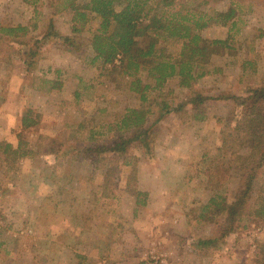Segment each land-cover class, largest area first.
Returning a JSON list of instances; mask_svg holds the SVG:
<instances>
[{
    "label": "rangeland",
    "instance_id": "rangeland-1",
    "mask_svg": "<svg viewBox=\"0 0 264 264\" xmlns=\"http://www.w3.org/2000/svg\"><path fill=\"white\" fill-rule=\"evenodd\" d=\"M230 4L233 25L210 22L201 30L209 39L232 37V50L211 56L213 72L190 88L171 77L141 101L102 74L99 62L90 63L84 37L97 19L73 35L76 51L70 52L62 37L72 35L71 13L60 0H0V26L26 25L31 37L27 45L0 51V141L21 139L38 151L6 173L0 169V264H161L162 258L264 264V219L247 221L216 250L194 244L209 235L208 226L186 222V213L193 208L198 214L213 193L206 171L221 158L222 132L232 122L235 104L228 97L243 96L264 79V0H208L194 7L212 13ZM30 47L38 54L26 71ZM140 75L143 84H154L146 72ZM190 97L202 100L186 103L180 115L172 110ZM126 107L148 111L155 137L150 155L133 145L122 157L76 155L84 147L80 123L112 122ZM195 112L201 117L193 118ZM22 117L30 127L22 126ZM225 167L218 191L231 202L239 170L230 160ZM178 221L183 235L172 230Z\"/></svg>",
    "mask_w": 264,
    "mask_h": 264
},
{
    "label": "trees",
    "instance_id": "trees-1",
    "mask_svg": "<svg viewBox=\"0 0 264 264\" xmlns=\"http://www.w3.org/2000/svg\"><path fill=\"white\" fill-rule=\"evenodd\" d=\"M36 1L26 0L30 4ZM60 3L71 13L72 35L62 37L66 49L75 52L74 36L85 30L89 21L97 19L90 36L84 37V46L91 54L90 63L99 62L102 74L137 93L141 101L146 100L148 89L163 86L171 77H176L182 87H192L197 79L213 72L208 67L213 54L233 49L230 34L224 39H209L201 34L210 22L225 25L231 21L233 25L236 9L231 4L223 11L208 13L194 7L206 5L208 0H60ZM28 34L26 25L0 26V51L15 49L14 43L27 45L31 40ZM35 43L36 40L34 46ZM37 54L30 47L28 59H24L26 71L33 69ZM141 72H146L154 84H143ZM228 98L235 104L232 122L222 132L217 156L221 158L213 170L206 171L213 193L200 205L198 214L193 208L186 213L189 225L209 227V235L199 237L194 244L211 250L224 248L232 234L247 221L264 219V79L243 96ZM201 100L190 97L172 110L180 115L186 103L197 105ZM147 113L141 108L126 107L112 122L91 127L80 123L77 130L82 134L84 147L76 155L108 152L122 157L132 145L150 155L155 137L147 125ZM192 117L201 116L195 112ZM21 123L25 128L32 124L27 117H22ZM37 152L21 139L15 145L0 141V169L6 173L20 158L33 157ZM228 160L239 170L231 202L218 191L226 178ZM123 162L129 165L133 159L125 157ZM135 170L133 164V173Z\"/></svg>",
    "mask_w": 264,
    "mask_h": 264
},
{
    "label": "crops",
    "instance_id": "crops-1",
    "mask_svg": "<svg viewBox=\"0 0 264 264\" xmlns=\"http://www.w3.org/2000/svg\"><path fill=\"white\" fill-rule=\"evenodd\" d=\"M177 221V220H176ZM175 222V220H174ZM176 223V222H175ZM172 230L178 234L183 235V232L186 230L184 226L181 224V221H178L176 225H172Z\"/></svg>",
    "mask_w": 264,
    "mask_h": 264
},
{
    "label": "built area",
    "instance_id": "built-area-1",
    "mask_svg": "<svg viewBox=\"0 0 264 264\" xmlns=\"http://www.w3.org/2000/svg\"><path fill=\"white\" fill-rule=\"evenodd\" d=\"M160 263L161 264H171V263L168 262V260L166 258L160 259Z\"/></svg>",
    "mask_w": 264,
    "mask_h": 264
}]
</instances>
